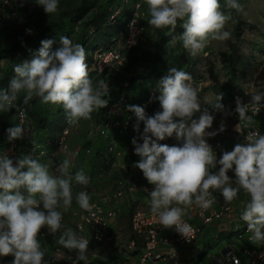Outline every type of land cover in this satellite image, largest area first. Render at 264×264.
Segmentation results:
<instances>
[{
	"label": "clouds",
	"instance_id": "obj_1",
	"mask_svg": "<svg viewBox=\"0 0 264 264\" xmlns=\"http://www.w3.org/2000/svg\"><path fill=\"white\" fill-rule=\"evenodd\" d=\"M36 3L50 15L57 12L59 0H37ZM145 3L151 17L148 23L157 29H175L177 21L184 20L181 40L183 47L193 56L205 48L209 39L227 40L231 37L230 32L223 30L230 16L221 11L220 0H145ZM226 6L242 11L237 0H226ZM53 43L52 40L41 41L33 59L14 67L15 75L8 88L0 90V112L10 110L21 91L27 93L25 104L36 95L43 103L62 105L69 124L90 119L93 111L107 106L108 100L104 97L109 95V86L104 80L93 84L85 48L67 36H60L55 50ZM191 79L189 73L169 68L157 82L153 94L162 110L152 116L146 114L144 107L127 106L136 117L134 130L140 131V122L144 125L139 136L142 143L134 137L132 144L135 154L141 158L134 167L153 186L151 209L158 213L159 223L164 228H175L187 238L192 228L182 219L185 208L193 203L202 209L209 208L214 202L212 192L216 190L225 201L231 202L242 189L250 199L241 219L253 233L252 239L262 242L264 134L258 130L249 131L243 143H236L231 151H224L217 159L206 137L223 132L225 125L221 122L217 131L209 132L214 116L206 111L198 120L192 119L194 113L200 111L201 99L197 89L186 83ZM221 99V95L216 96L214 106L223 110L219 103ZM262 99L264 96L259 94L251 97L257 112ZM247 111V104L237 98V131L244 130V121L248 125L252 123ZM20 117L24 119L23 111ZM24 132L22 125L10 127L7 129L8 140L23 139ZM174 134L180 144L159 143ZM217 166L218 170L212 171ZM69 167L70 161L65 159L56 167L59 175H52L46 165L29 156L14 162L7 154L0 155V257L13 256L12 264H46L38 235L44 228L54 235L63 227L62 213L58 209L61 205L69 208L73 200V178L68 175ZM229 171L234 172V180L228 175ZM74 179L81 185L90 181L83 171H78ZM75 198L82 209L90 210L87 192L81 191ZM59 244L69 251L75 250L78 261L87 259L89 240L78 237L71 229L62 232ZM59 256L63 258L64 253Z\"/></svg>",
	"mask_w": 264,
	"mask_h": 264
},
{
	"label": "built area",
	"instance_id": "obj_2",
	"mask_svg": "<svg viewBox=\"0 0 264 264\" xmlns=\"http://www.w3.org/2000/svg\"><path fill=\"white\" fill-rule=\"evenodd\" d=\"M12 1L13 0H2L6 7L12 4ZM121 8L120 6V8L116 9L113 15L110 16L109 20L111 22L114 21V18L119 14ZM144 17L145 15L140 11V5L138 3L135 4L134 11L125 25L124 36L110 45L107 49L94 54L92 65L88 70L89 72L95 71L97 74H103L104 81L108 84L109 90L112 86V78L109 72L123 66L126 62L127 53L144 40V28L140 25V21ZM4 64L3 61H0V77ZM197 86V92H200V84H197ZM153 94L154 89L150 90L146 100L138 105L145 108L148 116L153 115L152 110L148 109L154 99ZM259 95L264 96V89ZM243 103L248 106L246 115L252 117V123L248 125L247 121H244V130L237 131L236 126L239 124V116L238 113L235 112L236 107L230 110V140L234 144L243 143L249 131L258 130L261 134H264L256 123L257 118L260 116L264 117V99L260 102L259 112L256 111L257 106L253 104L252 101H245ZM56 105L59 106V104ZM127 106H129V101L124 98L113 103L105 112L103 119L98 123L93 120H87L85 124H82L79 120L76 124H69L66 120L62 131L57 137L46 140L45 143L40 146L31 145L32 147L30 146L27 149H23L22 144L33 142L35 129L30 120L26 117V114L24 119L21 120L20 112L23 111L25 113V110L23 108L18 109L13 116L14 126L19 124L24 127V137L23 139L10 142L7 135L5 140L6 148L0 151V155L7 154L9 158L13 159L15 162L20 158L21 152L25 151L23 157L29 156L36 160L47 157V149L52 148L50 159H55L58 156H68L73 152L71 148L72 136L85 130L88 142L93 143L98 139L110 138L111 141L109 143L108 152L112 154L114 158H119L120 153L116 150V143L113 136L115 134L121 135L125 132H132L140 136L143 132V127H140L139 132L134 130L136 117L133 112L128 111ZM221 122H223L226 127L227 122ZM221 122H219V126ZM141 123L143 124V122ZM223 143H225L224 140L213 145L215 153L221 152L224 149ZM84 153L85 156H87L89 150L84 151ZM73 154L76 155V152ZM61 163L63 162L57 163L56 167ZM136 189L137 188L123 185L118 187V189L114 190L111 194L103 196L97 201L90 202V210L82 209L76 212V235L89 240L86 260L78 261V253L75 250L69 251L62 246L54 247L53 252L55 258H60L59 253H64V257L61 259L68 264H92V262H99V257L92 252L94 249L114 245L115 258L126 264H182L180 262L178 249L189 247L200 232L199 226L191 223L184 217H182L183 221L192 228V232L187 238L179 234L175 228H164L159 223L158 213H154L151 207L146 209L135 208L133 210L129 225L132 237L129 239L120 240L109 231V221L115 220L118 216L119 203L124 198H131ZM145 190L151 191L152 187H146ZM212 197L214 198V202L207 209H202L195 203L188 207L189 214L195 215L203 225L212 224L220 220L224 214L231 211L230 202L223 200L224 198L219 190L213 191ZM107 203L111 205L109 209L104 208V205ZM220 204L221 208L217 210L216 206ZM240 220L241 222L243 221L241 217ZM238 230H242V232L238 233L236 239L246 238L247 241L255 244L259 250L257 252L245 251V254L249 256V260L248 262H242L241 259L233 255L232 250L229 249L223 255H209V264H264V241L258 242L253 240V233L248 230L247 224L243 225L241 223L239 226H236L234 231ZM44 236L45 232L41 230L38 235V240L40 237ZM13 259L14 257L11 255L0 257V264H12ZM44 260L47 264L45 256Z\"/></svg>",
	"mask_w": 264,
	"mask_h": 264
},
{
	"label": "trees",
	"instance_id": "obj_3",
	"mask_svg": "<svg viewBox=\"0 0 264 264\" xmlns=\"http://www.w3.org/2000/svg\"><path fill=\"white\" fill-rule=\"evenodd\" d=\"M142 1L63 0V3L60 2L58 5V8H63V11L60 10L58 14L46 17L35 12L37 17H40H38L39 19L35 15L34 18H30V21L19 24L9 33L6 32V34L4 32L5 34L0 36V61L5 63L0 77V90L8 88L10 80L15 75L14 67L17 64L34 58L41 47V41L52 40L54 42L52 47L55 50L59 46L60 36H67L73 43H79L85 48L87 54L86 63L88 64V69H90L96 52L107 49L124 36L125 25L137 3L140 5V11L145 15L140 21V25L144 28L143 37H145L148 16L143 12ZM120 6L122 7L121 11L114 18V21L111 22L109 20L110 16ZM224 9L228 10L229 8L225 5ZM0 10L8 11L2 0H0ZM183 23L184 20H178L175 29L171 27L161 30L156 29V50L152 55L148 56V53L145 52L142 57L138 58L136 53L138 45L127 53L125 63L135 65L136 63L147 61L149 64L147 66H140L139 64L134 72L135 74L126 80L124 86L112 85L109 95L104 97V99L108 100L107 106L93 111L91 120L96 123L100 122L109 106L123 98L129 101V105H139L146 100L150 90L155 89L157 82L171 67L185 71L192 78L194 77V67L199 61L192 56L186 57L187 50L183 47L181 40V35L184 31ZM29 29L31 33L28 32ZM239 31V25H236L233 35H238ZM176 40L179 43L176 44ZM222 64L226 71V81L221 88H213L212 91L216 96H223L219 103L225 106L227 103L235 102L237 98H240V91L236 85V67L240 64L235 56L225 57L222 60ZM246 64L249 65L247 62ZM244 66L245 64L241 67ZM96 75L95 71L89 72V77L93 82L97 79ZM26 95V92L21 91L17 96V100L13 102L11 109L0 112V151L6 148L7 129L14 127L13 116L18 109L23 108L25 110L26 117L35 129L33 142L22 144L23 149H27L31 145L40 146L46 140L57 137L65 125L66 113L62 105L43 103L41 98L36 95H33L32 99L25 104L24 97ZM215 103L216 101L213 102L209 109L219 111L220 109L214 106ZM207 107L205 106L204 109ZM148 109L152 110L153 115L162 110L157 99H153ZM200 114L201 111L194 113L193 116ZM140 127H144L141 122ZM110 141V138L98 139L93 143L87 141L86 145L81 148L84 156V151L89 150L87 156L97 162V168L100 169V172L109 171L114 163V156L108 152ZM47 150L48 156L36 159L38 162H45L50 159L52 148ZM24 152H21L20 158L23 157ZM245 224L244 222L243 225ZM240 232L242 230H233L230 236L236 238ZM92 264L98 263L92 262Z\"/></svg>",
	"mask_w": 264,
	"mask_h": 264
},
{
	"label": "rangeland",
	"instance_id": "obj_4",
	"mask_svg": "<svg viewBox=\"0 0 264 264\" xmlns=\"http://www.w3.org/2000/svg\"><path fill=\"white\" fill-rule=\"evenodd\" d=\"M62 1L63 0H59V3H63ZM18 2L19 0H13L12 4L8 5L7 12H4V10H0V36L4 35L6 32L9 33L14 27L18 26L19 24L30 21V18L35 17V12L48 17L54 14H58L60 10L63 11V8H58L56 13L47 15L44 12L43 8L41 6L39 7V5L36 3L37 0H25V2H21V4H23L21 5L22 10L16 14L14 10L18 8ZM142 2L144 8L143 12L148 16V19L144 40L137 47L136 53L138 58L142 57L145 52L148 53V56L150 54L152 55L156 50L157 39V28L151 26L148 23L151 17L148 12V7L145 3V0H143ZM237 2L242 6V11L230 8L228 10H225L224 7L226 5V0H220L221 11L230 16V19L226 22L223 29L224 31H228L231 33V37L229 39H209L205 48L195 56H193L186 49V57L192 56L199 61V63L194 67V77L190 81H188V83L196 89L198 87L197 84H200L201 91L198 92V97L201 100L207 98L213 88H221V86L224 85L226 81V71L223 68L222 60L227 56H235L240 64L236 67V85L237 89L240 91L239 97L242 102L251 101L252 96L260 94V92L264 89V0H237ZM38 17L36 15V18ZM236 25H239L240 31L238 32V35L234 36L233 32ZM177 43H179L178 40H176V44ZM246 62L249 65H247ZM258 63H261V65H259ZM139 64L140 66H147L149 62L142 61L138 64L136 63L135 65L132 63H124L123 66L110 71L109 75L112 78L111 85L124 86L126 84V80H128L133 76V74H135L134 72L136 71ZM241 64H245V66L241 67ZM96 76L97 79H95V81L93 82L94 85H96V83L101 79L104 80L103 74H97ZM243 91L244 93H242ZM215 97L216 95L214 94L213 101L210 104L205 105L208 106L207 108H209L211 104L215 102ZM234 107H236V101L227 103L225 106H223V110H219L217 112H207L208 114L214 116L213 125L210 129H208V131H217L219 122L221 121L227 122V125L230 128L231 122H229V113L230 110ZM200 116L201 115L193 116L192 119L198 120ZM87 120H91V118L86 120L81 119L80 122L82 124H85ZM83 133L85 135L87 134L85 130L83 131ZM215 136L206 137V140L211 147L215 143L219 142L215 139ZM134 137L137 138L138 143H142V140L139 139V135L132 132H125L121 135L115 134L113 136V139L116 143V150H118L120 153L119 158H114V163L118 160L130 163L134 156H138L135 154L134 145L132 144V139ZM162 141V144H167L169 146L180 144V141L176 139L175 134L172 137H168ZM224 151L225 147L221 152H217V159L221 157ZM130 170L131 169L129 166L126 167V172L123 173V178L122 176H119L118 178H113L108 183L105 182L92 184L91 187L88 188L87 192L91 195V197H94L96 199L100 196L112 193L114 190L118 189V187H121L123 185L136 188V186H138L137 182H140V180L133 178L134 176H136V173H131ZM137 171H139V175L143 176L142 172L138 168L137 170H134L132 172ZM93 193L95 194L94 196ZM130 216L131 215H129V217L126 218V221L124 222V228L122 229L123 236L120 240L129 239L131 236L129 228V220L131 218ZM239 243H242L244 246L246 241L242 239L239 241ZM105 247H98L92 252L99 257L107 258L110 256V251L105 250ZM223 247L224 246L221 244L216 248L210 249L208 252L209 254L203 258L202 264H208L209 255L220 252ZM106 251H109V253H105ZM237 252L239 253L238 255L244 256V254H242L240 250H238Z\"/></svg>",
	"mask_w": 264,
	"mask_h": 264
},
{
	"label": "crops",
	"instance_id": "obj_5",
	"mask_svg": "<svg viewBox=\"0 0 264 264\" xmlns=\"http://www.w3.org/2000/svg\"><path fill=\"white\" fill-rule=\"evenodd\" d=\"M19 2H18V5H19L18 8L14 10L16 14L22 10L21 5L23 4H21V2L23 3L25 2V0H19ZM261 63H258V64L261 65ZM211 92L213 93V91ZM242 93H244V91ZM204 107L200 108V111H201L200 115H202L205 111L206 112L213 111V110H210L209 108L204 109ZM256 123L258 124L262 132H264V117L260 116L259 118H257ZM215 139L218 140L219 142L224 140L225 143L223 144L225 147V151H231L235 145L230 140L231 132H230L228 125H226L225 130L223 132H218V134L215 136ZM87 141L88 140H87L86 135L83 133V131H80L76 133L75 135H73L71 138V146H72L71 148L73 151L71 154H69L68 156H62V157L58 156L55 159H48L45 162H39L48 167L50 174L59 175V173L56 172L57 163L63 162L65 159H68L70 161L68 175L73 178L71 181V188H72V194H73L72 204L67 209H65L62 205L58 209V211L62 213V217H63L62 229L53 235L47 230V228H44L42 230L45 232V236L39 238V242L41 245V251L45 253L44 256L47 261V264H68L61 258H58V259L55 258V255L53 252L54 247L61 246L59 244V238L64 230L71 229L73 232L77 234L76 229H75V224H76L75 214L76 212L81 211L82 208L77 203L75 197H76V194L81 191L87 192L88 188H90L92 184L105 183V182L108 183L113 178L115 177L118 178L119 176H122L123 178L124 177L123 173L126 172V167L128 166L131 169L130 170L131 173H136L135 174L136 176H134L133 178L140 180V182H137L138 186H136L137 189L134 191L132 197L127 198V199L124 198L119 203L117 218L115 220L109 221V231L112 234H114L118 239H121V237L123 236L122 229L124 228V222L126 221V218H128L129 215H132L133 210L135 208L146 209V208L151 207L150 191L145 190V189L146 187L153 188V186L148 184L144 176L139 175V171L132 172L134 170H137V168L134 167V164L137 163L141 158L139 156H136V157L134 156L130 163L126 161L122 162L121 160H118L111 165L109 171L100 172L99 171L100 169L97 168V165H98L97 162H94V160L90 159V156H84L83 152L81 151V148H83L86 145ZM161 142L163 141H159V143ZM212 149H213V146H212ZM74 152H76V155L73 154ZM121 168L123 169V171ZM217 170H218V167L216 169H212V171H217ZM78 171H83L84 174L90 178V181L87 185H81L75 181L74 177ZM228 175L231 178H233V180L235 179L234 172L229 171ZM233 186L234 187L236 186L234 182H233ZM88 195L90 197L89 202L97 201L103 197V196H100L99 198L95 199L94 197H91L89 193ZM94 195L95 194L93 193V196ZM104 196H107V195H104ZM249 199L250 197L248 196V194H246L241 189L238 192L237 197L233 201L230 202L231 211L224 214L220 220L212 224H209V225L201 224L195 215L189 214L188 207L185 208L183 217L188 219L191 223L199 226L200 232L197 235L194 242L189 247L178 249V252L180 254V262L182 264H202V260L205 256L209 254L208 253L209 250L216 248L221 244L224 247L222 248L220 252L216 253L215 255L217 256L223 255L227 250L231 249L232 254L239 257L242 262H248L249 256L245 254V251L257 252L259 249L257 248L255 244L247 241L246 238L236 239L235 237H231L230 233L235 229L236 226H239L241 223L244 224L243 221L241 222L240 217ZM172 206H179V207L184 208L183 205L173 204ZM110 207L111 205L109 203L104 205L105 209H109ZM220 208H221V204L216 206L217 210H219ZM130 235H131V232H130ZM242 239L246 241L244 246L242 243H239V241ZM105 250L110 251V256L107 258H102L98 256L99 257L98 258L99 262H97L98 264H126L125 262L119 261L118 259L115 258L114 245H109L108 247H105ZM238 250H240L242 254H244V256L238 255L239 254L237 252ZM109 251H106L105 253H109Z\"/></svg>",
	"mask_w": 264,
	"mask_h": 264
},
{
	"label": "water",
	"instance_id": "obj_6",
	"mask_svg": "<svg viewBox=\"0 0 264 264\" xmlns=\"http://www.w3.org/2000/svg\"><path fill=\"white\" fill-rule=\"evenodd\" d=\"M208 97L209 99L205 100L206 98H204L200 101V108L207 104H210L214 99V94L211 92Z\"/></svg>",
	"mask_w": 264,
	"mask_h": 264
}]
</instances>
